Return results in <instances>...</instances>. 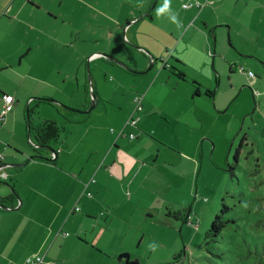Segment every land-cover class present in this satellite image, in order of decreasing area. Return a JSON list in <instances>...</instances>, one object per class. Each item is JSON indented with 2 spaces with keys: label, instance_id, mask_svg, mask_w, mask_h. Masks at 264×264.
I'll list each match as a JSON object with an SVG mask.
<instances>
[{
  "label": "crops",
  "instance_id": "crops-1",
  "mask_svg": "<svg viewBox=\"0 0 264 264\" xmlns=\"http://www.w3.org/2000/svg\"><path fill=\"white\" fill-rule=\"evenodd\" d=\"M151 1L146 5L132 0H58L54 11L47 10L51 25L47 34L40 0H0V71L18 72L24 64L26 69L40 71L48 66L61 75L63 69L71 68L80 92L79 74L86 59L92 60L90 64L100 61L102 66L96 64L93 69L96 79L91 76L92 85L87 84L86 73L83 74V102L78 100L73 105L74 99H68L75 86L60 90V95L43 93L40 98L27 100L26 111L39 99L48 97L77 109L90 100L87 90L96 93L94 109L80 114L84 123L79 125L64 121L57 102L41 104L37 109L38 116H32L34 125L42 120L65 123L61 139L50 145L57 151L56 157L50 151L42 155L48 160H32L36 153L30 151L31 137L24 130L15 133L14 124L20 118L25 97L19 90L14 91V96L7 91L4 94L0 88V110L4 95L14 97L13 110L4 121L0 120V203L10 195L16 199L13 207L7 203L1 205L5 209L0 208V264H26L30 256L42 257L46 264H84L83 258L70 257V252L76 255L72 250L86 249L95 252L91 256L96 260H102L106 256L103 252L111 248L107 228L112 212L130 205L131 214L135 215L142 206L146 210L153 199L164 208L172 187H183L185 179L189 181L196 157L186 147L198 151L200 145L192 144V128L202 120L192 116L188 107L196 98L194 93L192 97L191 92H177L180 83L186 81L162 66L166 63L184 74L186 61L176 52L188 34L198 38L202 50L213 37L214 47L215 29L227 27L231 33V27L241 20L239 1L264 9V0H181L180 25L170 10L161 18L156 16V6L151 10ZM196 3L203 8L183 9L184 4ZM165 17L167 21L163 20ZM163 40L166 45L158 51ZM144 48L152 53L149 55L154 66H158L154 73L142 75L151 64L149 56L141 51ZM134 54L142 62L148 64L149 60V66L138 67ZM102 55L115 57L127 69ZM174 60L179 67L173 64ZM132 61V67L126 65ZM95 70L99 78L101 73L108 74L105 81H111L110 74L114 79L111 77L110 84L97 83ZM16 75L22 85L28 78ZM140 78H147L142 87L137 82ZM130 85L142 90L130 89L128 101ZM136 97H142L138 115L134 114ZM131 116L139 118L137 127L126 125ZM149 130L152 136L147 135ZM131 135L133 139L129 138ZM11 164L25 166L15 171L7 167ZM160 209L154 208L158 213Z\"/></svg>",
  "mask_w": 264,
  "mask_h": 264
},
{
  "label": "rangeland",
  "instance_id": "rangeland-1",
  "mask_svg": "<svg viewBox=\"0 0 264 264\" xmlns=\"http://www.w3.org/2000/svg\"><path fill=\"white\" fill-rule=\"evenodd\" d=\"M132 1L147 5L151 0ZM154 2L155 0L151 1V10L156 6V16L161 18L170 10L178 17V25L181 24V0ZM39 3L42 8L40 14L46 26L44 30L48 34L51 25L47 10L54 11L58 0H40ZM247 3L249 5L239 1L241 20L231 27V33L227 27L215 29L217 38L214 47L213 37L206 50H202L198 38L188 34L176 52L186 61L182 70L187 79L186 83H180L177 92H191L193 97L191 82L195 81L212 94L209 97L202 91L201 96L188 103L192 116H199L202 120V123L196 121L192 128L195 140L192 144L200 145L198 151L194 152L186 147L187 152L196 157V162L192 161L194 166L191 165L193 171L189 181L185 179L183 187H172L164 208L159 201L153 199L146 210L142 206V210L135 215L131 214L130 205L125 210L112 212L107 228L111 248L103 252L106 256L109 255V259L105 256L102 260H96L91 256L95 255L91 249L72 250L76 255L70 252V257L80 256L85 260L84 264H264V9L251 2ZM163 20L167 21V17ZM192 27L200 28L198 25ZM97 32L98 30L96 35ZM174 39L177 40V35ZM165 45L166 40H163L157 50L160 51ZM208 49L210 53L207 52ZM146 51L152 55L150 51ZM117 56L124 58L126 55ZM134 56L138 67L146 69L149 66L148 59L147 64L136 54ZM111 58L119 61L113 56ZM91 61L86 59L81 68L80 92L77 90L75 72L71 68L63 69L65 72L61 75L48 66L44 71L33 67L26 69L24 64L18 72L1 70V91L14 95V91L19 90L26 100L20 118L14 124L15 133L26 131L23 113L28 99L35 100L43 93L56 95L64 88L71 89L75 86L74 94L71 92L68 99H74L73 105L78 100L83 102V74L86 73L88 78L89 70L90 77L95 78L93 69L96 64L102 67L100 61L90 64ZM131 63L126 65L132 67L134 63ZM173 64L179 67L175 60ZM157 66L148 73H154ZM231 68H236V71ZM240 69L244 72H239ZM248 73H252L254 77ZM16 74L28 77L23 85ZM95 75L99 78L96 70ZM107 76L108 74L101 73V78L96 82L110 84L114 77L110 74L112 78L108 77V80L111 79L108 82L105 81ZM145 81L147 78L138 79L139 87L144 86ZM138 85L128 86V101L130 89L142 90H138ZM170 87L173 89L172 85ZM121 91L120 89L118 92ZM48 99L55 101L54 98ZM55 102L68 107L66 103ZM34 105L35 103L31 108ZM32 116L36 118L38 115L34 113ZM59 123L62 126L65 124ZM147 135L152 136L150 130ZM30 137L33 139V135ZM19 165V168L13 167L15 171L22 170L25 166ZM222 200L230 208L226 217L231 221L213 243H207L205 234L219 212ZM150 202L151 200L148 203ZM159 206L160 213L154 210ZM166 207L172 212L188 210L189 223L183 225L182 221L166 220ZM123 254L130 256L129 261L119 260Z\"/></svg>",
  "mask_w": 264,
  "mask_h": 264
},
{
  "label": "trees",
  "instance_id": "trees-1",
  "mask_svg": "<svg viewBox=\"0 0 264 264\" xmlns=\"http://www.w3.org/2000/svg\"><path fill=\"white\" fill-rule=\"evenodd\" d=\"M233 69V68H231ZM172 74H174L178 79L182 81H186V77L184 74H182L179 70L175 68H169L168 69ZM234 71V69H233ZM191 85L194 89V96L198 97L200 94H202V91L209 97H212V94L209 91H206L202 89L200 85H198L195 81L191 82ZM87 97L90 96L89 90H87ZM91 96H94L96 99V93L94 90L91 93ZM89 100V99H88ZM39 103H36V105L33 108H28L26 111V120H25V128L26 132L28 134V138L33 135V139H31V147L33 148V151L36 153V155L32 158V160H48L45 158L44 154H48L47 147H49L52 144H56L62 137L63 133L65 132L64 127L59 124L56 121L53 120H42L41 122L37 123L36 125L33 124L32 115L34 113L37 114V109L40 107L41 104L47 103L43 99H39ZM58 104V103H57ZM60 107V115L64 119V121L68 124H82L84 123V117L80 114H77L69 109L68 107H65L64 105H59ZM90 106V100L86 103L85 106L82 108V110H87ZM238 153V152H237ZM236 153V155H237ZM232 171V169H230ZM9 203L12 205V207L16 204V199L14 195H10L9 198H6L2 200L0 205L4 206L5 204ZM230 211V208L224 203V200L221 202V206L219 209V212L215 215L213 218V221L208 229V231L205 234V239L207 243H213L224 231V229L227 227V225L230 223V219L226 217L228 212ZM188 210L184 211H175L172 212L168 209H166V215L165 218L168 221H182L183 225L188 224ZM191 225H193L190 222ZM180 256V255H179ZM31 257V256H30ZM28 257V258H30ZM27 258V259H28ZM26 259V260H27Z\"/></svg>",
  "mask_w": 264,
  "mask_h": 264
},
{
  "label": "built area",
  "instance_id": "built-area-1",
  "mask_svg": "<svg viewBox=\"0 0 264 264\" xmlns=\"http://www.w3.org/2000/svg\"><path fill=\"white\" fill-rule=\"evenodd\" d=\"M193 6H195L198 9H202L203 8L202 4L196 3L194 5L184 4L183 5V9H189V8H191ZM239 71L243 72L242 69H240ZM248 75L253 76L252 73H248ZM141 101H142L141 98H136L135 99V111H134V114L135 113H139V112L142 111V103H141ZM13 107H14V98L12 96L4 95L2 97V107H1V110H0V120L4 121L5 118H6V115L13 110ZM138 122H139V118L138 117L131 116L128 119L126 125L127 126H131V127H136ZM129 138L133 139L134 136L131 135ZM0 174H1V170H0ZM3 175L6 176L5 174H3ZM26 263L27 264H46V263L43 262V258L39 257V256H32V257L28 258L26 260Z\"/></svg>",
  "mask_w": 264,
  "mask_h": 264
},
{
  "label": "water",
  "instance_id": "water-1",
  "mask_svg": "<svg viewBox=\"0 0 264 264\" xmlns=\"http://www.w3.org/2000/svg\"><path fill=\"white\" fill-rule=\"evenodd\" d=\"M157 0H155V2H156ZM140 49V48H139ZM146 56H149V58H150V66H149V68L146 70V71H144V72H142L141 74L143 75V74H146V73H148L149 71H151V69L154 67V64H153V61H152V58L150 57V55H149V53L146 51V50H141ZM103 57H105V58H107V59H109V60H112L114 63H116L117 65H119V66H121V67H123L124 69H127V67L124 65V64H122L121 62H119V61H117V60H114L113 58H111L110 56H105V55H102ZM88 83L89 84H91V77H90V75H89V70H88ZM92 85V84H91ZM91 89H92V86L90 87ZM90 107L87 109V110H82V109H69V110H71V111H73V112H75V113H77V114H82V115H86V114H89L93 109H94V107H95V97L94 96H90ZM45 102H47V103H55V101H53V100H51V99H43ZM47 150L48 151H50L55 157H56V155H57V152L51 147V146H49V147H47ZM53 160L54 159H50V161H52L53 162ZM9 166H11L12 168L13 167H15V168H17V167H20L21 165H16V164H11V165H8L7 167H9ZM0 208L1 209H5V208H3L1 205H0ZM130 256L128 255V254H123L122 256H120V258H119V260H121V259H126L127 261H129V258ZM131 264H138V262H133V263H131Z\"/></svg>",
  "mask_w": 264,
  "mask_h": 264
},
{
  "label": "clouds",
  "instance_id": "clouds-1",
  "mask_svg": "<svg viewBox=\"0 0 264 264\" xmlns=\"http://www.w3.org/2000/svg\"><path fill=\"white\" fill-rule=\"evenodd\" d=\"M173 20H175V17H173ZM153 61V60H152ZM155 63V61H153V64ZM163 68H165V67H167V69H169L170 67L168 66V65H166V63H164L163 64V66H162ZM240 72V71H239ZM243 72H244V70H243ZM252 77H254V75L252 76ZM92 91V90H91ZM90 96H91V92H90ZM142 99V98H141ZM91 100V99H90ZM140 113V112H139ZM139 113H135L136 115H138ZM137 117V116H136ZM138 125H136V127H137ZM57 152V151H56ZM52 156L53 157H55L53 154H52ZM51 159H53V158H51ZM50 160V159H49Z\"/></svg>",
  "mask_w": 264,
  "mask_h": 264
},
{
  "label": "flooded vegetation",
  "instance_id": "flooded-vegetation-1",
  "mask_svg": "<svg viewBox=\"0 0 264 264\" xmlns=\"http://www.w3.org/2000/svg\"><path fill=\"white\" fill-rule=\"evenodd\" d=\"M90 107V106H89Z\"/></svg>",
  "mask_w": 264,
  "mask_h": 264
}]
</instances>
